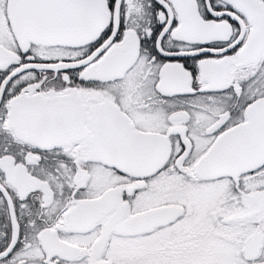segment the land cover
I'll list each match as a JSON object with an SVG mask.
<instances>
[{"label": "snow or ice", "instance_id": "6c2138e0", "mask_svg": "<svg viewBox=\"0 0 264 264\" xmlns=\"http://www.w3.org/2000/svg\"><path fill=\"white\" fill-rule=\"evenodd\" d=\"M0 264H264V0H0Z\"/></svg>", "mask_w": 264, "mask_h": 264}]
</instances>
